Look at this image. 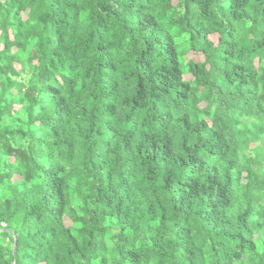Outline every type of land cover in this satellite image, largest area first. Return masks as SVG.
I'll return each instance as SVG.
<instances>
[{
    "label": "trees",
    "instance_id": "trees-1",
    "mask_svg": "<svg viewBox=\"0 0 264 264\" xmlns=\"http://www.w3.org/2000/svg\"><path fill=\"white\" fill-rule=\"evenodd\" d=\"M0 264H264V0H0Z\"/></svg>",
    "mask_w": 264,
    "mask_h": 264
},
{
    "label": "rangeland",
    "instance_id": "rangeland-1",
    "mask_svg": "<svg viewBox=\"0 0 264 264\" xmlns=\"http://www.w3.org/2000/svg\"><path fill=\"white\" fill-rule=\"evenodd\" d=\"M192 56L191 55H189V58H191ZM197 60H200L199 58H197ZM17 67V66H16Z\"/></svg>",
    "mask_w": 264,
    "mask_h": 264
},
{
    "label": "water",
    "instance_id": "water-1",
    "mask_svg": "<svg viewBox=\"0 0 264 264\" xmlns=\"http://www.w3.org/2000/svg\"><path fill=\"white\" fill-rule=\"evenodd\" d=\"M14 254H15V251H14Z\"/></svg>",
    "mask_w": 264,
    "mask_h": 264
}]
</instances>
